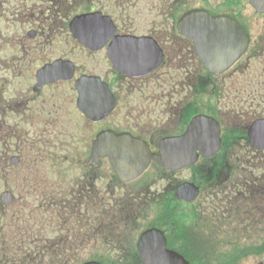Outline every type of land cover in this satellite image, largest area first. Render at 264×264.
I'll list each match as a JSON object with an SVG mask.
<instances>
[{
    "label": "flooded vegetation",
    "instance_id": "af4514ba",
    "mask_svg": "<svg viewBox=\"0 0 264 264\" xmlns=\"http://www.w3.org/2000/svg\"><path fill=\"white\" fill-rule=\"evenodd\" d=\"M201 1L200 8L236 17L234 11L240 10L244 0ZM192 3L182 9L181 0H0V21L7 24V32H13L0 40V88L3 86L0 156L4 158L1 174L4 177L6 168L30 170V178L21 183L19 205L23 209H13L12 213L15 230L8 238L11 247L47 250L55 264L64 263L63 256H67L69 249L131 248L130 254L112 259L113 263H155V259H144L138 254L133 225L136 222L133 216L140 218L143 208L153 202L160 204L161 226L154 227L164 232L167 248L184 255L190 264L201 260L193 253L198 247L196 232H192L194 225H182L181 219L189 212L197 222L202 218L212 221L215 217L226 231L235 228L246 240L262 238L264 162L253 165L252 172L242 164L228 163L227 155L236 152L228 145L229 138L247 137L253 122L264 119V106L258 104V112H243L239 116L250 120L240 121L238 129L226 131L228 124L223 114L216 110L215 114L208 113L205 103L209 101L205 102L204 98L208 90H214L219 102L222 98L218 96L225 90L223 86L230 71H237L251 52L247 51L248 55L242 56L227 72L214 75L208 71L199 59L195 39L180 33L178 28L181 14L193 8ZM87 12L97 13L99 20H107V23L98 22L93 33L83 34L85 40L96 41L92 45L97 47L94 50L80 43L70 30L72 18ZM127 37L131 38L127 44L118 43ZM259 40L254 52L257 48L264 49V40L263 43ZM124 47L140 58V66L129 64L127 73L120 71L110 58L111 54L123 55ZM76 51L96 60L94 70L79 73L80 65L70 58ZM161 53V62L148 57H160ZM56 60L73 62V80L61 77L43 82L38 78L39 69ZM168 70L170 80L177 74L170 88L175 96L182 98L167 103L154 99L158 114L153 121H147L151 104L142 107L145 102L131 95H144L142 91L150 84L161 88ZM68 71L62 66L57 73ZM85 74L101 77L112 91L115 108L105 120L94 122L79 107L75 79ZM9 79L19 80L14 90L10 87L7 90ZM170 80L166 82L171 83ZM68 83L73 84L72 91ZM26 113H30L29 121ZM198 114L211 115L220 124L223 143L213 157L200 156L196 164L176 171L162 170L153 162L141 176L129 182L119 179L109 159L101 158L98 164L93 159L92 144L104 129L131 133L146 140L152 151L159 152L163 139L183 135L189 121ZM23 116L29 122L27 132L21 129L25 123ZM76 119L81 122L70 123ZM82 123L84 129H78ZM85 126L94 129L88 136ZM80 144L84 145L83 149L78 147ZM27 146L33 155L26 150ZM251 146L253 151L260 149L252 143ZM11 149L21 153L15 154L16 164L11 163L14 156L8 154ZM73 166L79 173L70 179L68 174ZM153 168L161 176L151 182L149 171ZM41 170L47 173L44 175ZM172 175L176 178L168 177ZM170 180L168 191L158 190L161 182ZM183 182L199 187L200 194L195 200L176 196ZM115 186L120 194H116ZM28 199L33 200L31 204ZM2 207L0 223L4 226L9 221L6 208ZM153 221L157 223L156 219Z\"/></svg>",
    "mask_w": 264,
    "mask_h": 264
},
{
    "label": "rangeland",
    "instance_id": "374dc122",
    "mask_svg": "<svg viewBox=\"0 0 264 264\" xmlns=\"http://www.w3.org/2000/svg\"><path fill=\"white\" fill-rule=\"evenodd\" d=\"M4 1V0H1ZM7 1V0H6ZM194 0H181V8L184 9L187 5L192 3ZM201 0H198V2L195 3V1L191 4L192 6H199V2ZM203 5V4H201ZM205 5V4H204ZM78 10V9H77ZM235 15L238 16V19H241L247 29L252 34V41L251 45L248 49L250 55L247 59L246 56L244 57L243 63L240 65V68L237 69V71H230L229 77H227L226 82L224 84V92L221 93L220 96L222 99L220 101H217V93L216 91L212 90L209 92L207 91V94H205V102L209 101L208 103H205L206 111L208 113H214L215 110L222 113L224 118L226 119V124H228V128L226 131H231L234 129H238V124L240 121H246L250 119H246V117L239 115L243 112H251L255 111L258 112L257 105H261V108L264 106V49L257 48L256 52H254V49L257 44V40L260 39L264 40V13H259L255 10V8L250 4L249 0H244L243 4H241L240 10L234 11ZM236 16V17H237ZM240 17V18H239ZM7 24L2 20L0 21V40L5 36H11L12 31L7 32ZM6 38V36H5ZM263 43V41H261ZM77 52V53H76ZM74 54H71L70 58L76 62L79 67L81 68V71L79 70V73L86 71L94 70L96 65V60L94 58H89L83 53H80L76 51ZM174 63L176 64L177 61L175 60ZM85 66V69L83 67ZM11 72L13 70H10ZM171 71L168 70V73H165V84L159 88L158 85L150 84L149 87H147V90L142 91L143 94H132L131 97H135L136 99H140L141 101H144L142 107H147L149 104H151V112L150 116L148 117L147 121H153L157 114H158V107L157 103L154 102V99H163L165 103H167L170 99H177L182 98L181 96H175L173 94V89L170 88V84H173L175 80H177V74L173 75L174 79L170 80L169 75ZM8 79V78H7ZM166 80H170L171 83L166 82ZM19 80L13 81L12 79H9V81L6 82L7 90L10 87L11 90H14V87L17 86ZM3 85V84H2ZM70 91L73 90V84H69ZM3 87V86H2ZM1 87V88H2ZM0 88V98H3V94L1 93ZM221 90H219L220 92ZM218 92V93H219ZM5 97L8 96V93L4 94ZM148 98V100H147ZM203 108V107H202ZM220 110L224 111L221 112ZM227 113V114H226ZM29 116L30 113H26ZM199 115V114H198ZM196 115V116H198ZM203 116H211L208 114H201ZM196 116L192 117V119L188 123V127L186 129V132L188 131L190 125L193 123ZM19 119V118H18ZM24 119V126H21V129L25 132L29 130V122L26 121V118L23 116ZM252 119V118H251ZM81 121L79 119H76L74 121H71L72 124H78ZM84 124L82 123L81 126H78V129L81 128V130L84 129ZM91 130H94L92 128H86L85 126V133L86 136H88L91 132ZM5 133V132H4ZM3 135V132L0 130V137ZM31 137V136H29ZM251 140L249 137H233L229 138L230 147L234 148L236 152L228 153L227 155V161L230 164H237L240 166L242 164L243 166H247L252 172H253V165H255L258 162H264V148L263 150H254V147L251 146ZM81 145V146H80ZM78 147L80 149L84 148L83 144H80ZM1 147V145H0ZM24 149L21 147V152ZM26 150L32 153V150L29 146L26 147ZM1 153V151H0ZM9 155H21L20 151L18 149H11V151L8 153ZM1 157V156H0ZM2 162L4 163V158H0V170L2 167ZM157 164V163H156ZM158 165V164H157ZM162 169V168H161ZM164 170V169H162ZM30 170L26 169H17V168H6L4 177L0 172V193L3 192L5 189L12 190L17 196H19L21 192V188L19 185L24 182L28 178ZM41 172L45 175L47 173V170H41ZM111 172V170H110ZM27 173V174H26ZM79 169L75 168L74 166L70 168L68 177L75 178L78 176ZM112 173V172H111ZM26 174V175H25ZM42 175V176H44ZM151 182L155 179H158L159 176H161L160 172H158L155 168L152 169V171L149 173ZM168 177H175L174 175L168 176ZM46 178V177H44ZM172 185V181L167 182H161L158 186V190L162 191L164 188L168 191V186ZM117 189L116 194H120L119 187L115 186ZM174 187V186H173ZM172 187V188H173ZM153 189V188H152ZM158 190H155L157 192ZM124 192V191H122ZM29 204H31L30 201H33L32 199L27 200ZM21 202L17 201V203L10 206H5V208L8 209L7 215H9V211H12L13 209H23L20 207ZM1 210L4 209L1 207ZM187 206V205H186ZM27 209H30L29 207ZM141 209L140 207H137V210ZM184 210L189 209L188 207H183ZM160 209L158 206V202L151 203L148 207L143 208L142 215H141V222L147 221L153 217L156 218V216L159 214ZM203 214V212H201ZM193 215L187 213L186 217H183L181 219L182 225H194L192 228V232H196V241L198 243V247L196 250L193 251V253H197V257L201 258V261H197L198 264H259L260 262L264 263V235L261 234L262 238L260 240H254L249 239L246 240L243 237L242 233H239L234 230L226 231L225 228H223V223H219L214 217L212 221L207 218H202L201 221L197 222V219L192 218ZM10 218V216H9ZM11 221L14 219L10 218ZM134 221V220H133ZM135 224L138 225L137 222ZM14 224L10 225L12 228ZM231 226V225H229ZM10 227L3 226V232L0 236V264H37L39 263L41 259H36L35 255H33V250H13L10 248H6L8 243L6 244V240L8 238L7 234H4L7 229L10 230ZM232 227V226H231ZM252 236V235H251ZM243 237V238H242ZM240 242V243H239ZM98 249V248H97ZM97 249H82V250H75L74 255L70 258L68 264H81L84 262V259L86 257H90L91 255L95 258H103V256H106V253L109 254L108 250L105 248H100L97 253L95 250ZM244 249V250H243ZM34 252V251H33ZM132 252L131 248H125L122 250L115 249L111 252L112 255H115V257H122L130 254ZM78 254V255H77ZM33 262L30 263L29 261ZM77 261V262H76ZM40 264H48V259L46 256L41 260ZM109 264V263H107ZM125 264V263H124Z\"/></svg>",
    "mask_w": 264,
    "mask_h": 264
},
{
    "label": "water",
    "instance_id": "95a60500",
    "mask_svg": "<svg viewBox=\"0 0 264 264\" xmlns=\"http://www.w3.org/2000/svg\"><path fill=\"white\" fill-rule=\"evenodd\" d=\"M257 10H264V0H250ZM92 17V18H91ZM202 19L200 21H195ZM181 26L184 27L189 36L198 41V49L201 58L207 67L213 72H220L230 66L238 56L245 50L248 44V35L244 29L226 15L212 16L207 11L193 10L183 16ZM191 27H197L198 33L190 31ZM72 31L82 42L92 45V41L84 39L83 34L92 32L95 28L94 16H80L72 22ZM57 64L45 67L44 75H53ZM72 76L73 67L70 68ZM102 83L96 77H82L77 81L80 91V103L82 110L91 118L101 119L105 113L112 108L111 93L106 84L99 86L103 89L106 103L90 102L92 100L90 85ZM98 110V111H96ZM96 111V112H95ZM98 114V115H97ZM250 140L258 147L264 148V120L256 121L250 129ZM220 146L219 126L215 119L209 116L199 115L190 125L188 131L181 137L166 139L160 144L161 152H150L147 144L130 135L115 134L112 131H105L98 135L94 144V155L108 156L112 165L122 180H130L139 175L151 161H159L163 167H179L193 162L197 157V149H201L206 156L214 154ZM115 148H119L116 151ZM198 189L192 184L186 183L179 188L178 197L192 200L197 196ZM4 203H10L13 197L9 192L1 196ZM139 251L142 257L148 259L156 254L157 258L169 260L167 264H189L180 254L166 250V239L163 233L155 228L146 230L139 239ZM85 264H100L99 262H88ZM154 264V263H146Z\"/></svg>",
    "mask_w": 264,
    "mask_h": 264
},
{
    "label": "bare ground",
    "instance_id": "6f19581e",
    "mask_svg": "<svg viewBox=\"0 0 264 264\" xmlns=\"http://www.w3.org/2000/svg\"><path fill=\"white\" fill-rule=\"evenodd\" d=\"M116 149V151H118L119 150V148H115Z\"/></svg>",
    "mask_w": 264,
    "mask_h": 264
}]
</instances>
